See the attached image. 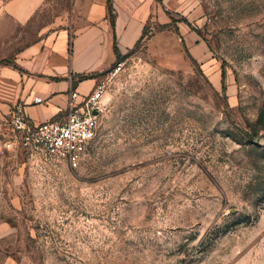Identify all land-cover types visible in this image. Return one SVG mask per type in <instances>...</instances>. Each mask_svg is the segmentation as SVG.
Masks as SVG:
<instances>
[{
    "label": "rangeland",
    "instance_id": "1",
    "mask_svg": "<svg viewBox=\"0 0 264 264\" xmlns=\"http://www.w3.org/2000/svg\"><path fill=\"white\" fill-rule=\"evenodd\" d=\"M166 1L173 27L150 22L151 42L99 78L78 169L0 150V264H264V0Z\"/></svg>",
    "mask_w": 264,
    "mask_h": 264
},
{
    "label": "crops",
    "instance_id": "2",
    "mask_svg": "<svg viewBox=\"0 0 264 264\" xmlns=\"http://www.w3.org/2000/svg\"><path fill=\"white\" fill-rule=\"evenodd\" d=\"M111 1L117 47L124 60L140 43L151 42L146 37L150 22L156 23L160 33L174 25L166 0ZM56 5L49 21L34 32L36 16L46 6ZM175 27L187 57L200 60L207 46L188 27L178 23ZM113 46L108 0H0V136L10 133L9 121L15 112L34 124L63 121L71 93L79 94L75 103L80 104L116 63ZM166 54L160 50L159 56L167 60ZM8 142L0 137V150ZM7 231L8 225L1 222L0 238ZM5 264L16 263L7 260Z\"/></svg>",
    "mask_w": 264,
    "mask_h": 264
},
{
    "label": "built area",
    "instance_id": "3",
    "mask_svg": "<svg viewBox=\"0 0 264 264\" xmlns=\"http://www.w3.org/2000/svg\"><path fill=\"white\" fill-rule=\"evenodd\" d=\"M122 65L119 63L114 73ZM105 93L106 85L101 84L83 102L76 104L79 94L72 92L69 113L63 121L34 124L22 113L15 112L9 121V148L32 154L40 153L50 163L65 164L72 169H78L97 139Z\"/></svg>",
    "mask_w": 264,
    "mask_h": 264
},
{
    "label": "trees",
    "instance_id": "4",
    "mask_svg": "<svg viewBox=\"0 0 264 264\" xmlns=\"http://www.w3.org/2000/svg\"><path fill=\"white\" fill-rule=\"evenodd\" d=\"M108 12H109L110 19H111V26L114 30V46H113V48H114V52H115V55L117 58L116 64H119L124 60V57L122 56V54L120 53V51L117 47V39H116V33H115L116 24H115V17L113 15L112 1L111 0H108ZM223 81H224V79H223Z\"/></svg>",
    "mask_w": 264,
    "mask_h": 264
},
{
    "label": "water",
    "instance_id": "5",
    "mask_svg": "<svg viewBox=\"0 0 264 264\" xmlns=\"http://www.w3.org/2000/svg\"><path fill=\"white\" fill-rule=\"evenodd\" d=\"M95 115H97V112H94ZM259 145H264V140H259Z\"/></svg>",
    "mask_w": 264,
    "mask_h": 264
}]
</instances>
